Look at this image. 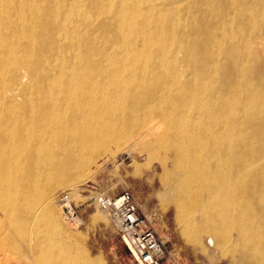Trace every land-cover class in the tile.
I'll use <instances>...</instances> for the list:
<instances>
[{
    "label": "bare ground",
    "instance_id": "bare-ground-1",
    "mask_svg": "<svg viewBox=\"0 0 264 264\" xmlns=\"http://www.w3.org/2000/svg\"><path fill=\"white\" fill-rule=\"evenodd\" d=\"M106 116L168 152L196 248L264 264V0H0V264H78L54 195Z\"/></svg>",
    "mask_w": 264,
    "mask_h": 264
},
{
    "label": "rangeland",
    "instance_id": "rangeland-1",
    "mask_svg": "<svg viewBox=\"0 0 264 264\" xmlns=\"http://www.w3.org/2000/svg\"><path fill=\"white\" fill-rule=\"evenodd\" d=\"M101 118L103 121L100 119V122L102 121L106 129L104 139L112 138L111 142H107L108 151L90 164V174L87 178L76 185L59 188L54 195V204L60 218L62 217V223L66 225L70 235L75 234L72 237L81 239V253H78L76 245L74 248L71 245L76 262L86 264L85 256L92 260L98 259L102 264H135L120 239L110 213L100 209L94 200L98 192H105L114 197L128 190L133 193L141 211L150 218L160 238L166 242L170 252V257L166 259L167 264H230V253L223 255L219 249L215 253L208 249L207 256L190 242L191 237L185 229L184 221L179 217L178 207L164 186V165L168 152L147 148L145 143L135 136L116 141L114 136L124 135L127 127L112 116ZM161 122L159 121L156 127L161 125L163 129ZM74 188H80L83 192L74 197L83 219V224L78 228L66 221L64 210L58 203L59 194ZM69 243L75 244L72 241Z\"/></svg>",
    "mask_w": 264,
    "mask_h": 264
},
{
    "label": "built area",
    "instance_id": "built-area-1",
    "mask_svg": "<svg viewBox=\"0 0 264 264\" xmlns=\"http://www.w3.org/2000/svg\"><path fill=\"white\" fill-rule=\"evenodd\" d=\"M79 189H68L58 196L66 221L77 227L83 224L74 200L83 193ZM94 200L100 209L110 213L135 264H163L170 257L166 242L160 238L150 218L141 211L132 192L125 190L114 197L98 192Z\"/></svg>",
    "mask_w": 264,
    "mask_h": 264
},
{
    "label": "crops",
    "instance_id": "crops-1",
    "mask_svg": "<svg viewBox=\"0 0 264 264\" xmlns=\"http://www.w3.org/2000/svg\"><path fill=\"white\" fill-rule=\"evenodd\" d=\"M167 261H168V260H165V261L163 262V264H167Z\"/></svg>",
    "mask_w": 264,
    "mask_h": 264
}]
</instances>
